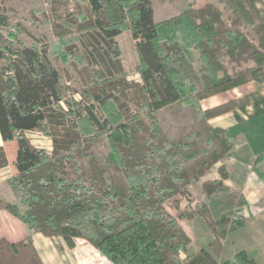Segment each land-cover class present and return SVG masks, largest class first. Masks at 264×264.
I'll return each mask as SVG.
<instances>
[{
    "label": "trees",
    "instance_id": "trees-1",
    "mask_svg": "<svg viewBox=\"0 0 264 264\" xmlns=\"http://www.w3.org/2000/svg\"><path fill=\"white\" fill-rule=\"evenodd\" d=\"M67 1L65 10L74 9L54 29L60 39L74 34L62 60L75 55L83 63L75 67L80 89L63 81L50 47L19 39L25 31L11 27L0 6V135L18 145L17 174L6 180L11 196L0 194V212L71 248L84 239L113 261L180 264L192 237L166 204L183 197L191 205L195 186L203 200L179 218H204L215 241L184 264H219V241L247 201L225 185L224 166L220 179H206L232 150L209 120L232 106L203 111L200 102L250 82L264 85L263 21L250 0H216L222 9L206 3L161 22L155 0ZM127 30L140 74L150 71L175 91L163 110L145 85L128 80L117 42ZM33 132L49 138L52 151L33 145ZM8 166L0 147V170ZM253 170L264 180V153ZM0 264L43 262L31 238L1 237Z\"/></svg>",
    "mask_w": 264,
    "mask_h": 264
},
{
    "label": "crops",
    "instance_id": "crops-1",
    "mask_svg": "<svg viewBox=\"0 0 264 264\" xmlns=\"http://www.w3.org/2000/svg\"><path fill=\"white\" fill-rule=\"evenodd\" d=\"M250 1L264 23V0ZM224 105H231L232 110L210 119L209 123L224 130L232 143V150L206 179H220L219 168L224 166L229 173L225 185L242 192L247 204L237 208L232 215L227 236L219 241L221 250L218 261L219 264H264V180L253 170L257 156L264 153V85L250 82L200 102L203 111ZM0 147L4 148L9 160V166L0 170V194L10 198V189L5 183L9 177L17 174L15 163L18 145L16 141L3 142L0 135ZM194 187H191L192 194ZM179 202L170 201L166 208L180 221L178 216L189 203L183 197ZM182 226L192 237V242L177 258L180 264L215 241L207 221L202 217L184 221ZM1 237L15 242L25 237L31 238L43 264H125L104 256L84 239H76L75 247L71 248L62 238L45 237L25 227L17 217L6 212H0Z\"/></svg>",
    "mask_w": 264,
    "mask_h": 264
},
{
    "label": "rangeland",
    "instance_id": "rangeland-1",
    "mask_svg": "<svg viewBox=\"0 0 264 264\" xmlns=\"http://www.w3.org/2000/svg\"><path fill=\"white\" fill-rule=\"evenodd\" d=\"M67 3L70 2L67 0H0V6L9 14L11 27L20 26L21 31H25V34L17 32L19 39L28 46L36 45L43 48L47 45L50 47L52 61L63 76V81L73 88L80 89L83 84L81 85L75 67L77 63L80 65L79 67H82L83 63L78 61L75 55L68 56L67 61L62 60L64 42L72 43L73 39L70 36L74 34L60 39L54 29L55 22L59 17H65L69 14L68 11H73L72 6H70V10H65L68 7ZM72 3L75 4V1ZM206 3H214L220 9L223 8L216 0H155V21L161 22L189 8H200ZM117 42L121 51L120 59L128 80L145 85L153 107L156 110H163L176 98L174 89L160 76L154 75L150 71L140 74L141 61L136 48V41L129 30L117 37ZM77 46L79 47V44ZM190 58L198 71L202 67L198 61V55L190 52ZM197 73L201 76L200 70ZM82 81L84 82V80ZM27 136L38 149L52 151V143L49 138L37 132L28 133ZM192 191L194 193L193 202L191 205L186 206L191 207L190 209L198 207L203 200L202 192L198 187L192 188ZM177 203H180L179 200ZM180 221L184 222L181 218Z\"/></svg>",
    "mask_w": 264,
    "mask_h": 264
},
{
    "label": "built area",
    "instance_id": "built-area-1",
    "mask_svg": "<svg viewBox=\"0 0 264 264\" xmlns=\"http://www.w3.org/2000/svg\"><path fill=\"white\" fill-rule=\"evenodd\" d=\"M89 264H96V263H89ZM97 264H104L103 262H101V263H97Z\"/></svg>",
    "mask_w": 264,
    "mask_h": 264
}]
</instances>
